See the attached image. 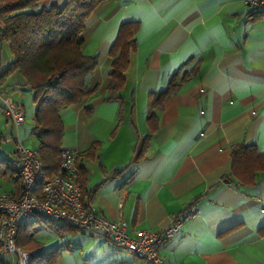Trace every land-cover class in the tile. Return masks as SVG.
<instances>
[{
    "label": "crops",
    "instance_id": "crops-1",
    "mask_svg": "<svg viewBox=\"0 0 264 264\" xmlns=\"http://www.w3.org/2000/svg\"><path fill=\"white\" fill-rule=\"evenodd\" d=\"M65 1L43 0L39 7H61ZM128 21L139 23L136 48L124 87L106 100L109 52ZM81 36L82 52L97 55L85 78L96 91L61 108L59 115L62 147L80 152L100 141L95 158L80 160L86 188L93 191L91 203L109 219L122 217L132 235L166 227L194 202L195 217L159 246L165 264H264V233L259 232L264 171L256 173L252 186L223 179L231 169L233 144H253L264 152V14L253 15L247 0H103L87 17ZM11 60L7 44L0 42V74ZM193 69L155 109L156 127L150 130L149 92L164 89L173 74L178 80ZM0 84L24 110L22 100L30 90L23 75L15 70ZM15 137L0 104V159L14 149ZM119 168L125 169L110 177ZM7 180L6 190L15 191L14 181ZM41 234L40 229L41 251L60 246L53 264H146L82 230L60 236L47 228L50 243Z\"/></svg>",
    "mask_w": 264,
    "mask_h": 264
},
{
    "label": "trees",
    "instance_id": "trees-1",
    "mask_svg": "<svg viewBox=\"0 0 264 264\" xmlns=\"http://www.w3.org/2000/svg\"><path fill=\"white\" fill-rule=\"evenodd\" d=\"M43 0H0V42L7 44L12 55L9 66L0 74V80L18 70L25 78V85L32 91L35 110L32 116L31 131L36 135V152L43 164L45 177L57 174L60 164L61 143L64 126L59 115L63 107L79 102L83 97L92 95L96 87H88L85 78L97 64V55L85 54L81 50V33L85 21L94 8L103 0H66L61 7H39ZM253 15L262 13L252 11ZM139 29L137 21L123 22L110 49V82L106 100L118 97L125 85V71L129 58L136 48L135 34ZM184 72L177 80V73L169 79L166 87L149 92L147 99L146 121L150 130L156 127L155 109L179 89L192 71ZM114 130L111 132V135ZM146 136L145 138H147ZM100 141H93L85 150L77 152L75 168L77 182L82 196L89 201L93 191L86 188V172L80 164L84 157L95 158ZM146 141L137 154L135 161L143 159ZM230 172L223 179L235 185H255V175L264 171V152L259 153L253 144L238 142L230 148ZM123 169H114L110 177L119 175ZM0 175L12 179L15 194L20 195L22 179L13 170L7 159H0ZM105 180L93 186L95 189ZM194 204H189L184 211ZM47 227L62 236L67 232L80 229L49 219ZM36 221H21L16 226V244L27 250H35L27 264H53L60 246L50 251H41L42 243L36 239L39 233ZM264 233V225L259 228ZM0 264H7L0 252Z\"/></svg>",
    "mask_w": 264,
    "mask_h": 264
},
{
    "label": "built area",
    "instance_id": "built-area-1",
    "mask_svg": "<svg viewBox=\"0 0 264 264\" xmlns=\"http://www.w3.org/2000/svg\"><path fill=\"white\" fill-rule=\"evenodd\" d=\"M247 4L252 11L264 14V0H247ZM0 104L16 133L15 147L6 159L22 179L19 196L13 190L0 191V252L2 257H6L7 264H27L35 253V250L16 244L17 224L42 219L66 223L92 236L104 237L116 247L135 254L146 264H165L159 255V246L179 232L184 220L195 217L197 209L194 205L162 229L135 230L130 235L127 222L122 217L107 218L82 196L75 168L77 151L62 147L57 174L45 177L36 150L27 147L18 137V130L25 122L22 104L2 84ZM121 205L119 202L118 206Z\"/></svg>",
    "mask_w": 264,
    "mask_h": 264
},
{
    "label": "rangeland",
    "instance_id": "rangeland-1",
    "mask_svg": "<svg viewBox=\"0 0 264 264\" xmlns=\"http://www.w3.org/2000/svg\"><path fill=\"white\" fill-rule=\"evenodd\" d=\"M30 91L28 93H26V95L24 96V99L22 100L24 110H25V122L20 127L19 133H20V138H21L22 142L27 147H30L31 149L36 150V147L38 144V139H37L36 135L31 131L32 124H33L32 116H33V110L35 108V104L32 101V94ZM9 186H10V184H9L8 180L4 179L3 176L0 175V191H6V189H8ZM36 224L38 225L39 229H41L43 237L45 238L44 233L47 230V228H48L47 225H49V223L48 222L45 223L42 221H36ZM45 239H46V241L49 239V243L52 242L51 238L48 236Z\"/></svg>",
    "mask_w": 264,
    "mask_h": 264
}]
</instances>
